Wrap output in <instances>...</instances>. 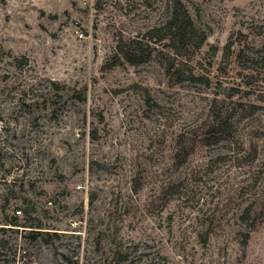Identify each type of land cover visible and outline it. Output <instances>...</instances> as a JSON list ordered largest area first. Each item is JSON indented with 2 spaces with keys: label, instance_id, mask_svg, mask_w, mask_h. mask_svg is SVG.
<instances>
[{
  "label": "rangeland",
  "instance_id": "rangeland-1",
  "mask_svg": "<svg viewBox=\"0 0 264 264\" xmlns=\"http://www.w3.org/2000/svg\"><path fill=\"white\" fill-rule=\"evenodd\" d=\"M174 1L0 0V264H264V0Z\"/></svg>",
  "mask_w": 264,
  "mask_h": 264
},
{
  "label": "trees",
  "instance_id": "trees-1",
  "mask_svg": "<svg viewBox=\"0 0 264 264\" xmlns=\"http://www.w3.org/2000/svg\"><path fill=\"white\" fill-rule=\"evenodd\" d=\"M173 4V12L169 19L160 28L156 27L151 30L152 35L157 34V36H159L158 34L161 32L164 33V36L160 37L159 39L157 38L155 42L161 43L165 38H169L177 54H181V50L185 48H200L202 43L206 40V36L203 34L201 37V32H198L195 29L190 15L187 13L183 3L180 0H175ZM166 35H169V37ZM149 49V46L144 48L143 44L137 42L136 40H131L128 43L119 41L116 47L115 60L117 61H115L112 66L117 65L121 59H124L133 65H136L139 62H144L143 60L150 56ZM167 74L170 75L174 83L180 82L182 77L185 76L179 68L175 69L174 63L168 67ZM191 78L199 80V78H196L194 75H191ZM225 128L226 121L215 117V120H213L206 127V143L210 144L217 142L220 134L224 132ZM183 141L184 140L181 141L182 144L184 143ZM191 144L192 145H186V143H184V147H182V149L177 153L179 160L186 159L193 152L195 142L193 141ZM19 211L22 213L21 210ZM8 225L9 227L0 228V231L6 232L8 230H15L12 228V226H22L19 222L18 216L14 217V219L10 221ZM25 227L31 228L32 234H39L41 232L40 229H42V227L38 224L30 226L25 225Z\"/></svg>",
  "mask_w": 264,
  "mask_h": 264
}]
</instances>
